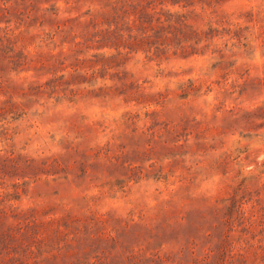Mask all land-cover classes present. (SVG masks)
Wrapping results in <instances>:
<instances>
[{"label": "rangeland", "instance_id": "1", "mask_svg": "<svg viewBox=\"0 0 264 264\" xmlns=\"http://www.w3.org/2000/svg\"><path fill=\"white\" fill-rule=\"evenodd\" d=\"M0 264H264V0H0Z\"/></svg>", "mask_w": 264, "mask_h": 264}]
</instances>
